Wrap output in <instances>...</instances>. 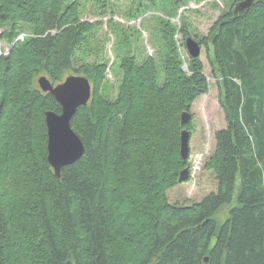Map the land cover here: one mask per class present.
<instances>
[{"label":"trees","instance_id":"1","mask_svg":"<svg viewBox=\"0 0 264 264\" xmlns=\"http://www.w3.org/2000/svg\"><path fill=\"white\" fill-rule=\"evenodd\" d=\"M145 1L174 17L186 0ZM239 1L224 0L229 9L194 36L226 126L204 163L217 190L179 204L167 191L189 164L180 132L191 121L180 114L209 89L199 57L182 68L175 35L190 36L185 18L177 27L156 16L155 55L113 51L121 76L111 98L112 64L87 46L102 43L99 22L83 20L80 0H0V41L10 44L6 54L0 46V264H264V0L234 12ZM70 74L92 88L71 119L85 151L57 177L44 112L61 107L36 79L57 84ZM237 187L219 225L215 214Z\"/></svg>","mask_w":264,"mask_h":264},{"label":"rangeland","instance_id":"2","mask_svg":"<svg viewBox=\"0 0 264 264\" xmlns=\"http://www.w3.org/2000/svg\"><path fill=\"white\" fill-rule=\"evenodd\" d=\"M80 2L85 6L87 12L83 20L99 22L96 37L101 38L102 43H89L87 46L94 52L100 51V57H97V60L104 57L108 60L109 65L112 64V67L107 69L108 90L111 98L117 93L121 76L118 61H114L115 53L116 56L122 54L128 45L134 53L142 52L145 48V53L156 54L154 49L158 48L157 39L159 38L154 28L156 16L165 17L177 27L183 26L182 18H185L187 35L199 38L207 34L212 23L230 6L224 0H186L177 10L176 16L170 17L161 10L152 7V4L145 0H80ZM214 4L217 6H213ZM134 9L140 10V16L137 18L128 15ZM122 28L123 34L118 38L113 30H122ZM22 37L23 35H19L18 39ZM105 37L106 41L103 43ZM187 37L177 33L175 35L176 43H184ZM0 46L1 52L6 54L10 44L0 41ZM81 48L84 49V47ZM183 48L185 51L182 52L188 59L189 54L184 45ZM199 58L204 64V73L209 83V89L207 93L195 99L189 111L191 113L190 130L186 129L190 132L188 156L190 177L189 180L180 182L167 191L171 203L199 202L209 192L217 190V182L213 173L204 168V163L212 153L215 143L214 133L226 126V117L224 108L220 104V86L216 77L211 73L209 61L202 46ZM237 193L238 187L235 189L232 203L224 206L215 214L219 225L228 217L229 208L236 205Z\"/></svg>","mask_w":264,"mask_h":264},{"label":"water","instance_id":"3","mask_svg":"<svg viewBox=\"0 0 264 264\" xmlns=\"http://www.w3.org/2000/svg\"><path fill=\"white\" fill-rule=\"evenodd\" d=\"M255 0H240L234 7V12H243L250 8ZM185 48L191 57H199L201 45L192 37L184 40ZM40 90L49 92L59 103L60 112L47 110L44 121L47 129V161L54 174L59 177L63 166L75 163L83 155L85 148L79 135L71 127V119L80 106L87 105L92 95L90 81L84 75H67L61 82L55 84L46 75L36 79ZM191 120L189 111H182L180 123L187 124ZM189 130L183 128L180 132V156L183 162L189 156ZM189 168L185 166L178 175V183L189 178ZM206 260V259H205Z\"/></svg>","mask_w":264,"mask_h":264},{"label":"built area","instance_id":"4","mask_svg":"<svg viewBox=\"0 0 264 264\" xmlns=\"http://www.w3.org/2000/svg\"><path fill=\"white\" fill-rule=\"evenodd\" d=\"M178 46V51L180 53V58L182 61V68L184 70H187V61H186V55L184 52H182L183 50L185 51V49L183 48V45L181 43H177Z\"/></svg>","mask_w":264,"mask_h":264},{"label":"flooded vegetation","instance_id":"5","mask_svg":"<svg viewBox=\"0 0 264 264\" xmlns=\"http://www.w3.org/2000/svg\"><path fill=\"white\" fill-rule=\"evenodd\" d=\"M236 4H237V3H236ZM236 4H235V5H236ZM235 5H233L232 9H234Z\"/></svg>","mask_w":264,"mask_h":264}]
</instances>
